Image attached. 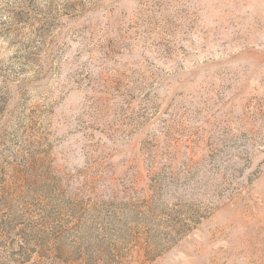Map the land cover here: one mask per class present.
I'll list each match as a JSON object with an SVG mask.
<instances>
[{
  "label": "rangeland",
  "instance_id": "1",
  "mask_svg": "<svg viewBox=\"0 0 264 264\" xmlns=\"http://www.w3.org/2000/svg\"><path fill=\"white\" fill-rule=\"evenodd\" d=\"M0 264H264V0H0Z\"/></svg>",
  "mask_w": 264,
  "mask_h": 264
}]
</instances>
